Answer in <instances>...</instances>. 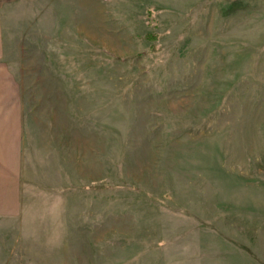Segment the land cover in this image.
<instances>
[{
    "label": "rangeland",
    "instance_id": "rangeland-1",
    "mask_svg": "<svg viewBox=\"0 0 264 264\" xmlns=\"http://www.w3.org/2000/svg\"><path fill=\"white\" fill-rule=\"evenodd\" d=\"M0 33V264H264V0H0Z\"/></svg>",
    "mask_w": 264,
    "mask_h": 264
},
{
    "label": "crops",
    "instance_id": "crops-1",
    "mask_svg": "<svg viewBox=\"0 0 264 264\" xmlns=\"http://www.w3.org/2000/svg\"><path fill=\"white\" fill-rule=\"evenodd\" d=\"M0 37H1V33H0ZM1 39V38H0ZM0 78H1V73H0ZM19 121H22V118H20ZM19 129H20V126H19ZM18 129V130H19ZM21 130H19V133H20ZM14 134V133H13ZM12 133H5V129L3 130H0V178L1 179H4L6 180L7 176L8 177H15L16 174H15V171H14V166H10L6 159L1 157V154H2V149H4V147L6 148L9 144L8 142H11L10 140L11 139H14L16 140V135L14 134L13 135ZM13 154L11 155V158H13ZM12 164L15 163V159L11 160ZM10 186V185H9ZM7 187V186H6Z\"/></svg>",
    "mask_w": 264,
    "mask_h": 264
}]
</instances>
